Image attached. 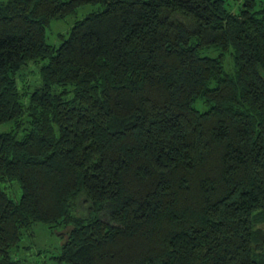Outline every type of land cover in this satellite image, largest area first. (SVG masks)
<instances>
[{"label":"trees","instance_id":"1","mask_svg":"<svg viewBox=\"0 0 264 264\" xmlns=\"http://www.w3.org/2000/svg\"><path fill=\"white\" fill-rule=\"evenodd\" d=\"M0 264H264V1L0 0Z\"/></svg>","mask_w":264,"mask_h":264},{"label":"rangeland","instance_id":"2","mask_svg":"<svg viewBox=\"0 0 264 264\" xmlns=\"http://www.w3.org/2000/svg\"><path fill=\"white\" fill-rule=\"evenodd\" d=\"M86 9H82V10H79L78 12H76V16L72 15V16L65 18V20L52 22L50 24V26L46 29V40H47V42L50 44L57 45L58 40L56 38V34H58V33L63 34L65 32V30L68 29L69 26L72 24V22L76 19V17L83 15V13ZM208 54L209 55H215V52H208ZM225 61H226L225 67H230V60L228 57L226 58ZM83 203H84L83 201L78 202L77 210H80L78 212L86 213L87 204L85 203L83 206ZM57 237H58V235H54V234L50 235V232L48 231V229L44 227V229L41 230L40 232L34 233L33 239H35L36 243H38V241H40V243H42L41 246H43V247L47 246V248L49 250H55L56 246H57L56 245Z\"/></svg>","mask_w":264,"mask_h":264}]
</instances>
